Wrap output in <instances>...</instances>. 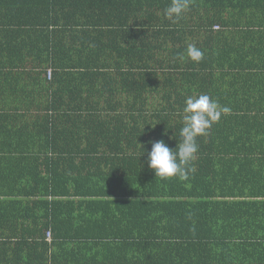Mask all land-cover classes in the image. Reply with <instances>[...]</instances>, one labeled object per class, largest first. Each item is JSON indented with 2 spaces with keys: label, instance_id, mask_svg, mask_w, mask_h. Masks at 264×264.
<instances>
[{
  "label": "trees",
  "instance_id": "trees-1",
  "mask_svg": "<svg viewBox=\"0 0 264 264\" xmlns=\"http://www.w3.org/2000/svg\"><path fill=\"white\" fill-rule=\"evenodd\" d=\"M170 3L0 0V195L35 196L0 204V264H264V0ZM199 94L231 113L161 179L147 142Z\"/></svg>",
  "mask_w": 264,
  "mask_h": 264
},
{
  "label": "clouds",
  "instance_id": "clouds-1",
  "mask_svg": "<svg viewBox=\"0 0 264 264\" xmlns=\"http://www.w3.org/2000/svg\"><path fill=\"white\" fill-rule=\"evenodd\" d=\"M189 6L190 0H171L164 15L175 22ZM203 56V51L190 43L186 48V56L179 54L178 58L184 60L187 57L199 62ZM184 105L179 145L176 144L174 148L169 147L163 138L147 142L151 144L150 150L147 151V166L161 179L176 177L179 181L189 180L190 174L195 170L192 162L199 147L197 137L207 135L208 130L219 122L222 115L231 113L230 107L220 105L219 101L209 94L187 96ZM163 135H167V132L165 131Z\"/></svg>",
  "mask_w": 264,
  "mask_h": 264
},
{
  "label": "crops",
  "instance_id": "crops-1",
  "mask_svg": "<svg viewBox=\"0 0 264 264\" xmlns=\"http://www.w3.org/2000/svg\"><path fill=\"white\" fill-rule=\"evenodd\" d=\"M10 189L13 190V191H12V193L9 192V197L6 196V191L2 195H0V204L3 203V200L9 199V198H11L12 201H14V202H16L17 200H19L21 198V201L24 203V205L29 204V206L25 207V208L29 209L31 200L35 196H32L30 194L22 192L23 190H21L19 187H16V189H13V188H10ZM4 190L5 189H1L0 193L3 192ZM0 209H1V206H0ZM82 229L83 228L78 229L77 232H80Z\"/></svg>",
  "mask_w": 264,
  "mask_h": 264
},
{
  "label": "built area",
  "instance_id": "built-area-1",
  "mask_svg": "<svg viewBox=\"0 0 264 264\" xmlns=\"http://www.w3.org/2000/svg\"><path fill=\"white\" fill-rule=\"evenodd\" d=\"M49 75H50V70H48V72H47V76L49 77ZM50 238H51V233H50V231H47L46 232V239L47 240H50Z\"/></svg>",
  "mask_w": 264,
  "mask_h": 264
}]
</instances>
